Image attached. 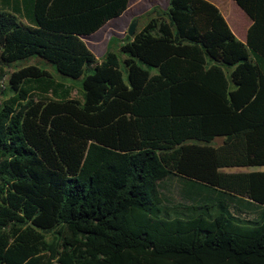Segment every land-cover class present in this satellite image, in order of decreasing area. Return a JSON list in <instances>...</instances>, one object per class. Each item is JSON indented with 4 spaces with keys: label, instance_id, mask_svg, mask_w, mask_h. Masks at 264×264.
<instances>
[{
    "label": "trees",
    "instance_id": "1",
    "mask_svg": "<svg viewBox=\"0 0 264 264\" xmlns=\"http://www.w3.org/2000/svg\"><path fill=\"white\" fill-rule=\"evenodd\" d=\"M168 0L99 62L129 0H0V264H264V0ZM137 21V20H136ZM222 144L213 147L214 138ZM195 140L203 143L190 144Z\"/></svg>",
    "mask_w": 264,
    "mask_h": 264
},
{
    "label": "rangeland",
    "instance_id": "2",
    "mask_svg": "<svg viewBox=\"0 0 264 264\" xmlns=\"http://www.w3.org/2000/svg\"><path fill=\"white\" fill-rule=\"evenodd\" d=\"M215 1H217V5L221 8L223 13L228 18H230V20H232V23L237 21V12L239 9L231 0ZM167 3L168 0H130L127 11L120 18L110 21L96 33L84 38L83 41L85 42L89 50L93 53L95 58L100 62L103 59L111 38L116 40V42L113 44V50L117 51L118 46L122 43V40H124L125 36L127 35L128 27L132 21L137 20V28L143 26L147 20L146 15L151 11V9L157 7L164 10L167 7ZM29 66H37L39 68L45 69L56 81L72 88V98L81 99V80L72 81L68 78L62 79L53 68L44 65V62L40 58L33 56L21 61L14 62L10 64V66L0 68V102L5 101L12 96L11 92L8 90V81L10 75L21 68ZM222 141L223 140L221 137H216L213 139L210 145L213 147H218L222 144ZM188 143L199 145L203 144L195 140H190L188 141ZM219 171L224 173L263 172L264 167H233L222 168Z\"/></svg>",
    "mask_w": 264,
    "mask_h": 264
},
{
    "label": "crops",
    "instance_id": "3",
    "mask_svg": "<svg viewBox=\"0 0 264 264\" xmlns=\"http://www.w3.org/2000/svg\"><path fill=\"white\" fill-rule=\"evenodd\" d=\"M130 1V0H129ZM207 1H209L210 3H212V4H214L218 9H219V11H220V13H221V15L223 16V18L225 19V21H226V23L228 24V26H229V28L231 27L232 28V30H231V28H230V30L232 31V33L234 34V36L241 42V43H245V41H246V36H247V30H248V28L250 27V25H251V20L246 16V14L237 6V8L239 9L238 10V15H237V21L236 22H233L232 23V20H230V18H228L224 13H223V11L221 10V8L217 5V1H215V0H207ZM128 9V8H127ZM127 11V10H126ZM125 11V12H126ZM124 12V13H125ZM123 13V14H124ZM122 14V15H123ZM121 15V16H122ZM121 16H119L118 18H120ZM118 18H116V19H118ZM116 19H113V20H116ZM113 20H110V21H113ZM109 21V22H110ZM109 22H107V23H109ZM106 23V24H107ZM105 24V25H106ZM101 29V28H100ZM235 31V32H234ZM97 32V31H96ZM95 32V33H96ZM94 34V33H93ZM92 35V34H91ZM90 36V35H89ZM88 37V36H87ZM84 38H86V37H84ZM83 38V39H84Z\"/></svg>",
    "mask_w": 264,
    "mask_h": 264
},
{
    "label": "water",
    "instance_id": "4",
    "mask_svg": "<svg viewBox=\"0 0 264 264\" xmlns=\"http://www.w3.org/2000/svg\"><path fill=\"white\" fill-rule=\"evenodd\" d=\"M138 22L136 20L132 21L128 27L127 35L132 37L136 31Z\"/></svg>",
    "mask_w": 264,
    "mask_h": 264
}]
</instances>
